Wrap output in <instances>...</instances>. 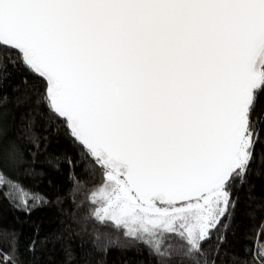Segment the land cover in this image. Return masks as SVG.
Returning <instances> with one entry per match:
<instances>
[{
    "label": "snow or ice",
    "instance_id": "1",
    "mask_svg": "<svg viewBox=\"0 0 264 264\" xmlns=\"http://www.w3.org/2000/svg\"><path fill=\"white\" fill-rule=\"evenodd\" d=\"M9 64L80 149L85 221L127 229L159 264H223L232 189L264 142V0H0V82ZM35 129L29 115L20 134L39 149ZM0 187L26 212L42 202L2 168ZM0 236V264H18L16 233ZM262 237L264 219L232 264H264Z\"/></svg>",
    "mask_w": 264,
    "mask_h": 264
},
{
    "label": "trees",
    "instance_id": "2",
    "mask_svg": "<svg viewBox=\"0 0 264 264\" xmlns=\"http://www.w3.org/2000/svg\"><path fill=\"white\" fill-rule=\"evenodd\" d=\"M3 71L8 75L0 82V97H7L0 101V168L42 201L26 212L16 206L21 200L19 195L5 198L2 193L9 189L0 187V229L16 233L18 264H159L146 244L125 235L127 229L101 228L95 221L83 219L90 207L87 189L93 181L80 161V149L59 122L49 126L46 111L37 107L36 87L41 82L36 75L20 64H9ZM257 106L264 108V94L259 96ZM40 112L44 113L43 120ZM29 115L36 119L35 130L41 136L39 149L20 134ZM13 144L16 149L10 151ZM69 158L78 166L69 165ZM76 179L87 186L74 191ZM232 196L238 198V204L227 243L221 248L222 253H229L223 257V264H232L233 253L244 256L245 234L264 219V142L256 145L245 183L239 186L237 182ZM81 201L85 203L78 207ZM250 212L256 214L255 221L250 219ZM161 235L168 234L162 231L157 239ZM178 243L168 239L165 248H175ZM212 243H216L215 236ZM0 247L8 248L2 236Z\"/></svg>",
    "mask_w": 264,
    "mask_h": 264
},
{
    "label": "rangeland",
    "instance_id": "3",
    "mask_svg": "<svg viewBox=\"0 0 264 264\" xmlns=\"http://www.w3.org/2000/svg\"><path fill=\"white\" fill-rule=\"evenodd\" d=\"M162 232V230H157V233H156V235H155V238L157 239L158 238V236H159V234ZM146 237H148L147 235H145Z\"/></svg>",
    "mask_w": 264,
    "mask_h": 264
}]
</instances>
